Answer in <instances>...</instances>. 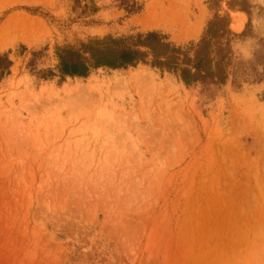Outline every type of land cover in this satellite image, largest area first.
<instances>
[{"label":"rangeland","instance_id":"374dc122","mask_svg":"<svg viewBox=\"0 0 264 264\" xmlns=\"http://www.w3.org/2000/svg\"><path fill=\"white\" fill-rule=\"evenodd\" d=\"M135 1L0 0V264H264V0ZM151 31L224 81L56 71Z\"/></svg>","mask_w":264,"mask_h":264},{"label":"trees","instance_id":"16d2710c","mask_svg":"<svg viewBox=\"0 0 264 264\" xmlns=\"http://www.w3.org/2000/svg\"><path fill=\"white\" fill-rule=\"evenodd\" d=\"M120 1L127 16L140 13V5L135 0ZM210 41L204 37L197 44L188 43L180 47L158 31L95 40L78 48L63 49L57 56L56 71L61 78H86L91 70L105 68L124 71L142 64L161 73L178 76L187 87L204 84L207 77L217 84L223 82L224 77L201 72ZM190 52L192 56L188 57ZM9 66L10 62L0 55V73L3 74ZM191 68L194 69L192 73Z\"/></svg>","mask_w":264,"mask_h":264},{"label":"bare ground","instance_id":"6f19581e","mask_svg":"<svg viewBox=\"0 0 264 264\" xmlns=\"http://www.w3.org/2000/svg\"><path fill=\"white\" fill-rule=\"evenodd\" d=\"M197 23V22H196ZM199 24H200V22H199ZM194 27H196V26H194ZM6 34H0V36H5ZM8 35V34H7Z\"/></svg>","mask_w":264,"mask_h":264}]
</instances>
